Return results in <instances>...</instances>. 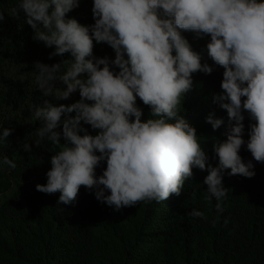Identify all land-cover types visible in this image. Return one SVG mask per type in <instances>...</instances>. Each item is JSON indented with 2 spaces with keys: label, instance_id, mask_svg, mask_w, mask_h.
<instances>
[{
  "label": "clouds",
  "instance_id": "obj_1",
  "mask_svg": "<svg viewBox=\"0 0 264 264\" xmlns=\"http://www.w3.org/2000/svg\"><path fill=\"white\" fill-rule=\"evenodd\" d=\"M79 4L18 0L11 10L17 19L22 11L34 39L54 49L49 58L70 55L52 65L34 64L35 88L46 98L32 106L33 119L41 122L34 144L47 139L60 146L51 156L47 182L36 190L58 192L57 204L68 205L83 186L119 211L179 196L198 168L208 173L204 199L211 204L215 198V210L222 213L228 193L224 171L252 178V160L264 163V0H92L93 22L87 26L67 18ZM185 32L209 38L205 49L212 65L202 63ZM215 67L223 69L222 92L213 94V103L226 110L229 127L226 139L213 144L214 167L207 163L196 129L179 113L193 74L208 75ZM77 91L80 99L69 105L47 99L67 100ZM137 98L150 110L146 119ZM206 122L213 130L223 124L212 113ZM11 133L3 128L0 143ZM242 147L252 160H242ZM23 149L31 152L27 143ZM2 162L17 167L7 157ZM102 163L106 166L97 176ZM188 214L204 217L195 209Z\"/></svg>",
  "mask_w": 264,
  "mask_h": 264
},
{
  "label": "trees",
  "instance_id": "obj_2",
  "mask_svg": "<svg viewBox=\"0 0 264 264\" xmlns=\"http://www.w3.org/2000/svg\"><path fill=\"white\" fill-rule=\"evenodd\" d=\"M17 3L0 0L4 12L0 22V132L12 129L8 140L0 143V264H264V163L252 160L246 147L239 154L244 162L252 160L255 175L229 176L230 170L224 171L228 193L222 213L215 210V198L211 204L204 199L207 186L203 180L208 173L198 168H193L179 196L171 195L160 203L140 202L119 211L98 201L94 191L83 186L68 205L57 204L58 192L50 195L36 190L37 184L47 182L51 156L60 146L47 139L39 146L34 144L41 122L33 119L32 106L46 99L35 88L34 64L52 65L70 55L49 58L54 49L34 39L24 13L20 12L19 19L11 16ZM91 7L92 0H80L67 18L90 25ZM182 34L202 54V63L212 65L205 49L209 38ZM222 73L219 67L208 75L194 73L192 89L179 113L196 129L207 163L214 167L218 159L213 144L226 139L229 127L226 110L213 103V94L222 92ZM56 87L64 85L56 82ZM47 99L69 105L80 97L77 91L67 100ZM137 105L143 109L142 120L148 118L149 108L138 98ZM209 113L223 120L216 130L206 122ZM249 122L245 113V140ZM84 127L96 134L89 125ZM26 143L31 152L24 151ZM4 157L17 167L4 164ZM105 166L102 163L96 169L97 176ZM192 209L204 217L189 215Z\"/></svg>",
  "mask_w": 264,
  "mask_h": 264
}]
</instances>
